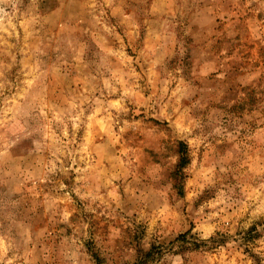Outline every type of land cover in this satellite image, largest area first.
Wrapping results in <instances>:
<instances>
[{
	"label": "rangeland",
	"instance_id": "1",
	"mask_svg": "<svg viewBox=\"0 0 264 264\" xmlns=\"http://www.w3.org/2000/svg\"><path fill=\"white\" fill-rule=\"evenodd\" d=\"M0 264H264V0H0Z\"/></svg>",
	"mask_w": 264,
	"mask_h": 264
},
{
	"label": "trees",
	"instance_id": "2",
	"mask_svg": "<svg viewBox=\"0 0 264 264\" xmlns=\"http://www.w3.org/2000/svg\"><path fill=\"white\" fill-rule=\"evenodd\" d=\"M180 165H182V161L179 160V164H178V166H180Z\"/></svg>",
	"mask_w": 264,
	"mask_h": 264
}]
</instances>
